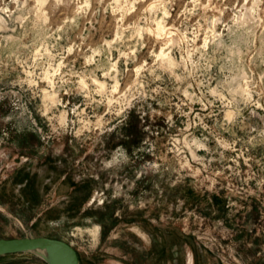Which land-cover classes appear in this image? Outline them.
I'll return each instance as SVG.
<instances>
[{
  "label": "rangeland",
  "instance_id": "374dc122",
  "mask_svg": "<svg viewBox=\"0 0 264 264\" xmlns=\"http://www.w3.org/2000/svg\"><path fill=\"white\" fill-rule=\"evenodd\" d=\"M5 3L8 0H0V7ZM85 3L90 6L84 8ZM128 3L131 0H104L103 4L64 0L58 5L55 0H40L39 4L28 0L24 26L9 22L7 30L0 32V36L16 38L10 47L13 51L19 48L20 59L19 63L8 61L9 49L0 50V60L8 65L0 67V237L65 240L76 249L79 264H264V64L260 63L264 44L260 39L252 46L243 43L244 29L237 31L242 22L234 15L235 9L249 7L251 0L248 5L245 0H199L207 9L197 8L190 0H176L171 8L165 5L167 16L163 11L156 13L157 19L165 21V29L183 31L184 16L179 14L186 8L192 10L185 13L191 17L188 24L196 26L199 21L195 45L213 66L206 75L198 73L199 79H190L188 91L214 100L207 88H216L222 97L231 99L227 89L238 88L232 110L239 107L240 115L228 131L218 126L229 111H221L220 100L211 106L194 103L192 115L181 116L175 105L187 98L179 93V99L169 97L173 87L167 74L163 83L157 81L145 89L159 84L165 92L142 105L133 101L132 107L115 118L104 115L103 107L93 114L81 103L83 97L62 91V104L68 109L80 104L90 123L94 124L97 116L110 121L102 126L111 131L85 129L79 136L61 130L53 118L65 111L64 107L44 115L43 96L35 95L28 83H15L26 81L31 70L27 65L44 54L38 44L32 53L20 45H32L47 36L48 53L55 56L60 49L72 47L63 64L71 61L69 66L80 70L84 55L78 54L93 55L101 43L115 39L121 27L137 20L143 27L140 17L150 14L143 9L151 8L154 0L134 5L133 10L127 8ZM259 7L264 10V4ZM15 8V4H8L14 17L20 15ZM260 16L264 20V11ZM229 28L236 31L233 41L239 56L228 50L233 42L228 38ZM256 33L259 37L260 30ZM217 34L225 48L216 50L213 41ZM144 41L142 49L137 46L136 63L127 65L121 92L143 82L136 69L153 65V52L159 56L166 51L159 36L145 35ZM30 54L33 59L21 66ZM199 55L197 52L191 59L195 61ZM112 56L115 60L118 53L113 51ZM117 67L123 72V59ZM142 75L147 77L148 72L142 70ZM232 77L236 82L227 83ZM35 87L47 89V84L38 81ZM245 93L254 103L243 102ZM165 99L171 104H163ZM183 111H189L187 102ZM197 117L211 131L201 127ZM68 118H74L70 111ZM190 121L192 128H188ZM80 127L79 123L75 126L77 131ZM184 129L198 139L208 137L207 147L214 151L200 149L195 153L203 163L175 144L183 139ZM218 140L231 147H221ZM117 150H123L127 161L105 167ZM0 264L47 263L36 253L21 252L0 255Z\"/></svg>",
  "mask_w": 264,
  "mask_h": 264
},
{
  "label": "clouds",
  "instance_id": "9594fccd",
  "mask_svg": "<svg viewBox=\"0 0 264 264\" xmlns=\"http://www.w3.org/2000/svg\"><path fill=\"white\" fill-rule=\"evenodd\" d=\"M36 2L39 4L40 0H36ZM43 2L47 3V0H43ZM63 2L64 0H55L57 5ZM68 2L78 3V0H68ZM103 2L104 0H97V4H103ZM190 2L194 3L197 8H208L207 4H200L199 0H190ZM144 3L145 0H131V3L126 4V6L129 10H133L134 5H143ZM175 3L176 0H154L151 8L145 7L143 9L144 12L150 13L148 16L140 17V19L145 22L143 27L140 26L139 20H137L127 28L121 27L115 39L106 40L101 43L99 47L93 51V55L78 54L84 55V64L81 66L80 70H75L74 67H70L69 65L73 64L71 61L69 65L63 64V60L66 59V56L73 51L72 47L60 49L55 56L48 53L47 45L44 43V41L47 40V36L39 40H34L32 45H20V47L32 53V49L38 44L39 47L44 48V54L37 56L36 62L32 65H27L28 60L33 59L32 54L28 55L27 59L21 64V66L27 65L31 69L27 73L28 79L26 81L17 80L15 83H19L21 86H23L24 83H28L30 87L34 88L35 95L43 96L45 104L42 112L44 115H47L53 109L59 111L60 106L64 107L65 111L59 112V116L53 118L58 120L61 130L65 132L74 131L75 135L79 136L85 129L94 131L97 128H101L102 130L111 131V129H106L102 126L108 124L110 121L104 120V116H97L96 122L94 124L90 123V118L85 115L84 111L80 108V104H74L71 109H68L67 104H62L59 98L62 91L66 92L69 96L83 97L84 99L81 103L84 107L90 108L93 114L103 107L106 108L104 115H110L115 118L121 116L126 109L132 107L133 101L142 105L143 102H146L148 99H155L156 96L165 92L166 88H161L159 84L149 91H145V89L149 87V84H154L157 81L163 83L164 76L167 74L168 80L172 82L173 87L172 92L168 94L169 97L177 96V93H179L187 98V101L180 100L179 104L175 105L176 111L181 116H191V106L194 103L211 106L214 100H220L223 105L221 111H224V109H228L229 111L224 117V123L218 126L224 131H228V126L233 124L236 117L240 115L239 107L232 110L233 105L237 103L236 96L239 89L228 88L227 91L231 99H226L221 96V92L216 88H207V94L214 97V100H206L204 93L200 96H196L194 92L190 93L188 91V89L192 87L191 83H189L190 79H199V76L206 75L211 71L213 65L209 60L205 59L206 53L201 52L195 45L196 39L199 38L200 23L197 21L196 26L188 24V20L191 17L190 15H185V13H190L192 11L191 9L186 8L185 12L179 14L180 16H184V19L181 21L183 31L179 28L165 29L163 28L165 21L157 19V12L163 11L165 16H167L168 12L165 10V5L171 8ZM8 4H15L16 8L14 11L20 13V15L14 17L13 11H9L8 9ZM27 4L28 0H23V2H21V0H8V3L0 7V13H3V15H0V32L7 30L9 22L19 24L21 27L24 26V21L28 19L27 15H24ZM248 4L249 0H245V5ZM260 4H264V0H251L250 6L244 8L243 11L240 9L234 10V15L242 22L239 24L237 31L239 28L244 29L245 38L243 39V43L248 46L254 45L256 39H260L261 43L264 44V20H262L260 16V12L264 10L260 9ZM89 6V3L83 5L84 8ZM99 10L98 8L97 11ZM228 10L233 11L232 9ZM201 18L203 19V17ZM177 19H179V17H177ZM216 22L219 23V20ZM206 23L211 25L212 21L207 20ZM249 25H251V27ZM256 30H260L259 37L257 36ZM12 31H15V28H13ZM189 33L191 34L190 38H186ZM25 35H27V32ZM145 35L159 36L160 42L166 51L159 56L153 52L152 55L155 57L153 65L149 66L147 69H144L143 65H141L140 68L136 69V72L140 76V80L143 82L138 83L132 88H125V90L121 92V81L124 79V76L128 74L127 65L129 63H136L137 46L139 45L141 49L144 47ZM171 36H175L176 39H171ZM233 37H236V31L229 28V40L233 41ZM23 38V36L20 37L21 40ZM15 40V37L0 36V41H4V43L0 44V50L8 48L9 51L6 59L8 61L16 60L19 63V48L13 51L10 47ZM213 43L216 44V50L226 47L223 42L220 41L219 34H217V39L213 41ZM232 49H236V51L232 52ZM228 50L232 55H240L237 44L234 41L231 43ZM113 51L118 53L115 60L112 56ZM197 52H200V55L193 61L191 57ZM102 55L104 58L101 60L100 57ZM229 58H231V56ZM120 59H123L125 65L123 72H120L117 67ZM58 60L59 64H57ZM260 63L264 64V59H262ZM0 67L7 68L8 65L4 60H0ZM61 68L66 70L62 72ZM37 69H39V72H37ZM142 70L148 72L147 77L142 75ZM220 71L223 72L224 69L221 68ZM97 73L100 75L98 76ZM198 73L199 76L197 75ZM2 75L3 73H0V76ZM261 80L264 81V75L261 76ZM38 81L46 82L47 89L35 87ZM235 82L236 77H232L231 80L227 81V83ZM185 84H187V87H182ZM177 99H179V96H177ZM186 102L189 108L188 112L183 111ZM243 102L246 104L254 103L248 98L247 93L244 94ZM163 104L170 105L171 100L165 99ZM69 111L74 117L71 120L68 118ZM196 119L199 121L201 127L211 131L207 129V125L203 124L200 117ZM77 123L81 125L78 131L75 128ZM168 123L170 127L174 126L171 114L168 116ZM69 125L72 127L70 128ZM193 126V123L190 121L188 128H192ZM182 135L183 139L175 140L174 142L179 145L182 150L191 153V158L193 160L203 163V158L195 155L197 150L203 149L208 153L214 151L207 147L208 137L198 139L187 129L183 130ZM218 143L223 148L231 147V145L223 140H218ZM220 158L223 159V153H220ZM127 159L128 157L124 154L123 150H117L112 156V159L105 164V167L110 168L120 160L127 161ZM157 167L158 166L153 165V168Z\"/></svg>",
  "mask_w": 264,
  "mask_h": 264
},
{
  "label": "water",
  "instance_id": "95a60500",
  "mask_svg": "<svg viewBox=\"0 0 264 264\" xmlns=\"http://www.w3.org/2000/svg\"><path fill=\"white\" fill-rule=\"evenodd\" d=\"M33 252L47 264H79L76 249L67 241L48 237H0V255Z\"/></svg>",
  "mask_w": 264,
  "mask_h": 264
},
{
  "label": "bare ground",
  "instance_id": "6f19581e",
  "mask_svg": "<svg viewBox=\"0 0 264 264\" xmlns=\"http://www.w3.org/2000/svg\"><path fill=\"white\" fill-rule=\"evenodd\" d=\"M96 229L93 230V234L95 235Z\"/></svg>",
  "mask_w": 264,
  "mask_h": 264
},
{
  "label": "trees",
  "instance_id": "16d2710c",
  "mask_svg": "<svg viewBox=\"0 0 264 264\" xmlns=\"http://www.w3.org/2000/svg\"><path fill=\"white\" fill-rule=\"evenodd\" d=\"M5 255H8V254H5Z\"/></svg>",
  "mask_w": 264,
  "mask_h": 264
}]
</instances>
